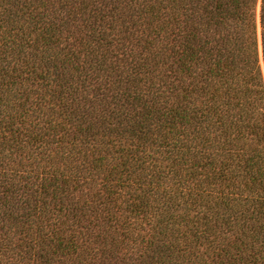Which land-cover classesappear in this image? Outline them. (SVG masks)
<instances>
[{
	"label": "trees",
	"instance_id": "16d2710c",
	"mask_svg": "<svg viewBox=\"0 0 264 264\" xmlns=\"http://www.w3.org/2000/svg\"><path fill=\"white\" fill-rule=\"evenodd\" d=\"M0 264H264V0H0Z\"/></svg>",
	"mask_w": 264,
	"mask_h": 264
}]
</instances>
